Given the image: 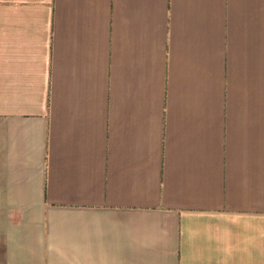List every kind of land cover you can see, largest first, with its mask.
I'll list each match as a JSON object with an SVG mask.
<instances>
[{"label":"crops","instance_id":"crops-1","mask_svg":"<svg viewBox=\"0 0 264 264\" xmlns=\"http://www.w3.org/2000/svg\"><path fill=\"white\" fill-rule=\"evenodd\" d=\"M1 264H264V0H0Z\"/></svg>","mask_w":264,"mask_h":264},{"label":"rangeland","instance_id":"rangeland-1","mask_svg":"<svg viewBox=\"0 0 264 264\" xmlns=\"http://www.w3.org/2000/svg\"><path fill=\"white\" fill-rule=\"evenodd\" d=\"M0 264H1V261H0Z\"/></svg>","mask_w":264,"mask_h":264}]
</instances>
